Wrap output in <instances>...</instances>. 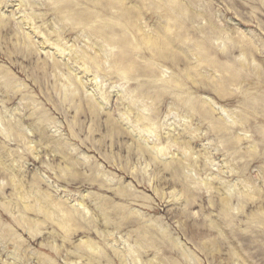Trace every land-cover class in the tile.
Returning <instances> with one entry per match:
<instances>
[{"label":"clouds","instance_id":"clouds-1","mask_svg":"<svg viewBox=\"0 0 264 264\" xmlns=\"http://www.w3.org/2000/svg\"><path fill=\"white\" fill-rule=\"evenodd\" d=\"M0 264H264V0H0Z\"/></svg>","mask_w":264,"mask_h":264}]
</instances>
